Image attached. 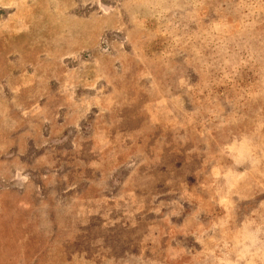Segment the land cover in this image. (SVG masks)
<instances>
[{"label": "rangeland", "instance_id": "obj_1", "mask_svg": "<svg viewBox=\"0 0 264 264\" xmlns=\"http://www.w3.org/2000/svg\"><path fill=\"white\" fill-rule=\"evenodd\" d=\"M0 264H264V0H0Z\"/></svg>", "mask_w": 264, "mask_h": 264}]
</instances>
